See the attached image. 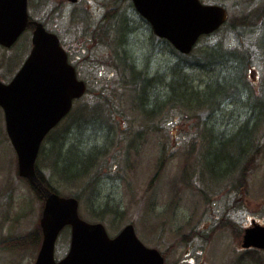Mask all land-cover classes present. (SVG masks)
I'll use <instances>...</instances> for the list:
<instances>
[{"label":"rangeland","instance_id":"obj_1","mask_svg":"<svg viewBox=\"0 0 264 264\" xmlns=\"http://www.w3.org/2000/svg\"><path fill=\"white\" fill-rule=\"evenodd\" d=\"M202 1L210 3V0ZM29 4L33 17L44 19L50 28L61 34L66 45H74L70 48L73 60L82 54H77L80 50L77 47H84L82 49L85 54L80 59V73L83 79L88 80L91 93H95L100 100L104 98L103 94L112 101L123 96V88L120 87L119 92L115 91L117 81L109 79L114 74L111 67L118 64L119 60L114 52L103 44L104 40L111 38V29L105 26L116 12L122 11V18L129 24H134L139 33V58L134 55L138 62H147L152 50L148 29L132 10L130 0H80L77 4L65 0H30ZM225 5L230 18L234 17L236 11L234 12L233 3L227 2ZM99 26L102 34L98 38H101V42L99 43L97 38H92L94 43L87 42L92 30H97ZM218 34L202 40L200 46L215 44L224 37L225 31ZM23 50L25 51L26 47H23ZM158 60L159 66H151L150 76L166 69L169 64H166L169 60L168 51L165 55L163 49ZM78 61L75 60L76 63ZM251 61L254 71L248 74L249 82L257 92L256 95H259L262 88L261 78L264 77V63L259 61L257 56L252 57ZM78 64L80 65L79 62ZM140 66L144 67L143 64ZM115 68L117 70V66ZM189 78L191 84L198 83L194 74ZM167 84L165 76L162 86L163 98L167 94ZM119 103V111H125L126 119H130L128 126L133 130L125 128L137 136L132 137V149L121 152L122 149L112 147L106 157L109 160L107 165H110L115 156L116 160L123 161V167L115 169L117 173L122 172L121 176L116 179H103L101 184H98L102 194L114 193L117 197V204L112 201L110 205L115 209L117 206L121 207L122 218L108 217L109 219L104 221L109 235L114 237L127 224H134L139 238L150 248L161 251L166 264H264V251L246 253V250L242 249L245 228L251 225L253 219L264 224V123L255 130L254 135L259 137V140L251 147L248 155L250 161L245 168L227 179L213 180L214 174L208 169L211 163L201 161L198 164L202 156L197 149L191 151L188 144H179L174 148V137L168 136L164 130L166 124L161 125L160 121L157 124L143 122L144 117L139 116L136 110L130 111L126 99L118 100ZM261 103L264 104V100ZM76 106H80V103ZM106 109V112H109V106ZM206 114L201 112L200 116L206 118ZM217 116L229 118V128L248 120L247 110L242 107L233 111L223 107V111ZM177 118H180L179 129L190 124L184 118ZM250 121L253 127L255 120L252 118ZM65 127L61 128L60 132ZM119 127L124 126L118 124L112 129L115 131ZM59 133L52 140L45 142L43 156L39 159V168L48 178L51 177V172L46 168L49 160L45 157ZM88 134H91L90 139H84L90 142L109 138L106 127L94 132L88 131ZM118 136L115 143L119 139ZM107 165L104 164L102 169L107 168ZM198 166L205 178L200 179L196 175V172H199ZM209 179L218 183L217 186ZM85 183L87 185L89 181ZM78 186L83 187L82 184ZM64 188L65 186L61 187L62 190ZM202 188L204 194H201ZM93 196L92 203H95L93 206L97 209L99 194ZM84 204L81 216L96 221L91 217L89 206L86 202ZM42 209V200L31 185L19 176L17 154L8 138L4 115L0 110V264L35 263L42 239L39 238L34 243L30 237L39 232ZM32 232L34 233L30 236ZM27 237L28 240L22 241ZM13 239L15 240L12 241ZM69 243L70 232L67 229L59 240L57 257H63L67 253Z\"/></svg>","mask_w":264,"mask_h":264},{"label":"trees","instance_id":"obj_2","mask_svg":"<svg viewBox=\"0 0 264 264\" xmlns=\"http://www.w3.org/2000/svg\"><path fill=\"white\" fill-rule=\"evenodd\" d=\"M227 2L233 3V9L236 12L235 16L231 17L229 22L222 28L221 31H225L222 39L217 40L213 45H199L191 55L183 56L169 42L157 40L150 32L148 34L150 36L149 43L152 50L154 49V55L150 57L149 54L147 62L144 63L138 62V59L134 56L137 55L139 58L140 44L137 37L133 35L130 24L125 18H122V11L120 13L116 12L112 16L105 26L111 29L109 32L111 38L104 40L103 44L108 49H111L119 60L118 64L111 67L114 74L112 73L113 75L109 79L117 81L115 91L119 92L120 87H122L125 93H123L122 97L119 99L115 98L113 101L105 98L103 94L104 102V98L100 100L89 89V93L80 103V106L76 107L71 113L66 127L61 132L59 129L52 133L49 140H52L60 132L45 157L49 160V165H46V168L51 172V177H46L40 169L38 173L48 188L63 196L76 197L81 205H85L84 202H86L92 212V217L96 220L104 222L107 216L112 218L120 217L121 207L117 206V209H115L113 205H110L112 201H116L117 204V197L107 192L102 194L100 189L95 188L98 181L116 179L122 174V172L117 173L115 171L117 167L120 168L124 165L123 161L116 160V156L110 162V165H107L109 160L106 157L110 153L111 148L116 147L122 149L121 152H124V150L132 149L134 145L132 140L134 133L128 131L129 129L133 130V128L128 126L130 119H126L125 111H119L120 103L118 104V100L120 99L128 101L130 111L131 109H142L145 105L144 102L148 100L153 99L159 103L160 105L152 112V118L148 120L143 116V122L149 124L156 122L157 124L160 121L161 125L166 124L164 130L167 131L168 136L174 137L176 144L174 148L181 142H184V145L188 144L191 151L195 147L201 146L203 154H206L203 160L211 163L208 166L209 170L210 167L215 169V172L225 169L224 167L229 166L233 161L234 154L241 155L248 150L252 140L248 141L247 133L239 135L238 137L241 139L234 137L230 141L214 140L206 136L208 130L217 131L216 125H220L219 130L228 128L226 121L229 118L223 121L217 116L220 110L223 111V107L230 108L232 111L239 107L247 110L248 120L245 122H249L252 119L256 108L264 109V104L261 103L264 100V77L261 78L262 88L259 95H256L252 90L253 86L250 84L248 77L252 69V57L257 56L259 61L264 63V0H259L258 12H253L254 9L249 6V0H210V3L220 5H224ZM143 23L147 28L149 27L147 22ZM218 33L216 35H219ZM210 37L207 38L210 39ZM98 41L100 43L101 39ZM163 49L165 55L167 51L169 53V60L166 62V64H169L161 73L157 71L153 76H150V79H145L144 76H148L147 71L150 72L151 66H159L158 57ZM219 53L226 57V61L217 56ZM141 64L148 66L147 74L144 73L142 76L136 74V71L134 72ZM212 64L217 66V70L203 73L207 75V79L192 70L190 75L194 74L197 76L198 83L191 84V81L189 83L191 87H189V84L184 85L185 87L181 85L183 69L191 68L190 65H193L194 67H199L201 71H206V67ZM115 66H117V70ZM190 71L187 70L185 72V76L188 78L190 77L188 75ZM127 73H129L128 76L126 75ZM234 74L239 75L246 90L245 93H243L239 85L232 83L231 76ZM165 76L168 80V87L165 90V92L167 91L166 97L163 98L164 89H162L161 84L164 85ZM107 106H109V112H106ZM201 112L207 113L206 118L200 116ZM177 117L188 120L190 124L187 125L188 128L186 130L182 131V129H179L180 118ZM117 122L124 127H119L113 131L112 128L118 125ZM209 122L214 125L209 126ZM158 126L160 127V125ZM101 127L108 129L109 138H100L95 142L84 139H90L91 134L87 135L88 131L101 130ZM116 136L119 139L115 143ZM234 141L245 142L248 147L241 152H233L231 148H234L235 144H232L231 148L229 144ZM164 150L165 147L162 150V156ZM104 164L107 165V168L102 169ZM82 165L85 166L81 167ZM201 178L205 177L201 176ZM86 181H89L87 185ZM209 181L212 182V179H209ZM78 184H82L83 187L80 188ZM213 184L216 185L215 183ZM62 186H65L63 190L61 189ZM32 189L42 200V194L35 188L32 187ZM204 193V188H202L201 194ZM93 194L97 196L99 194V206L97 209L93 206L95 203H92ZM38 234L34 233L31 236L36 239L37 237L39 238Z\"/></svg>","mask_w":264,"mask_h":264},{"label":"water","instance_id":"obj_3","mask_svg":"<svg viewBox=\"0 0 264 264\" xmlns=\"http://www.w3.org/2000/svg\"><path fill=\"white\" fill-rule=\"evenodd\" d=\"M76 2L77 0H69ZM159 38L189 55L202 36L218 31L228 19L220 5L201 0H132ZM29 23L28 0H0V44L10 46ZM33 51L9 85L0 83V107L6 115L7 132L18 154L19 174L41 190L46 205L41 220L43 246L37 264H56L55 244L62 229L72 227L70 253L59 264H164L158 251L146 248L133 225L111 239L102 224H89L79 216V202L51 192L39 179L36 160L47 135L86 93L68 64L67 54L56 35L38 26ZM244 248L264 249V227L247 230Z\"/></svg>","mask_w":264,"mask_h":264},{"label":"bare ground","instance_id":"obj_4","mask_svg":"<svg viewBox=\"0 0 264 264\" xmlns=\"http://www.w3.org/2000/svg\"><path fill=\"white\" fill-rule=\"evenodd\" d=\"M249 1H250L249 6H252V8L254 9L253 12H258L259 11V0H249ZM223 6L226 8V5L225 4ZM132 10L134 11V13L136 15H138V12H137V10H136L135 7H132ZM130 28L133 31V35L135 37H138L139 36V33L136 30V27L134 26V24L133 25L130 24ZM147 32L149 33L148 30H147ZM152 51L150 53V57H152V55H154V49ZM217 56H220L223 61H226V57H224L221 53H219ZM147 67L146 66L141 67L139 65L136 68L137 70H134V72L136 71V74L142 76V75H144V73H146ZM190 67L191 68H186V69H183V71H182V78H183L182 81H184V82L186 81V83L180 81V83H181V85H183V87H185L184 85H188L191 82L190 78H188L187 76H185V72L187 70H191L188 75H190L192 73V70H193V71L197 72L199 75H201V77L206 78V79L208 77H207L206 74H203V73L215 72L217 70V66L215 64H212L211 66H207L206 67V71H201L199 67H194L193 65H190ZM147 73L150 76V72L147 71ZM190 76H192V75H190ZM231 77H232V83L233 84H236V85H239L242 88L243 93H245L246 90H245V88L242 85V82H241V79H240L239 75L234 74ZM144 78L145 79L146 78H149L150 79V77H148V76H144ZM162 86L163 85L161 84V87ZM149 87H151V86H149ZM189 87H191V84H189ZM252 90L255 92V90L253 88H252ZM255 93H257V92H255ZM144 103H145V105L143 106L142 109H138V110L135 109V110L138 112L139 116H141V117L142 116H145L146 119L150 120L152 118L151 116H152L153 110L156 107H158L160 104L157 103L153 99L152 100H148V101H146ZM255 110L256 111H254L253 112V115H252L253 120H255V125L253 127H251V125H250L251 124V121H249V122H241L240 124H238V125H236L234 127L229 128L228 121H226V124L228 125V128L227 129H222V130H217V131H213V130L210 131V130H208L206 132V136L208 138H213L214 140L221 139V141H230L234 137H238L239 135H244L246 133H247V139H248V141L249 140H252V142H251L248 150L245 153L241 154V155L234 154L233 161L231 162V164L229 166H225L224 167L225 169L222 168L223 170H220V171H216L215 172V169H213L212 167H210V170L209 171L214 174V178L215 179H222V180H224V179H227V178L231 177L234 173H237L238 170L244 169L245 166H246V164L250 161V157H248L249 152H250V149H251V147H254L256 145L257 141L259 140V137H257V136L254 135L255 130H257V128L260 127L264 123V109L256 108ZM221 112L222 111L220 110L218 113H221ZM230 114H231V112H230ZM220 119H222L223 121H225V118H220ZM213 125L214 124L212 122H209V126H213ZM187 128H188V126L187 127H183L181 129H182V131H184ZM216 128H218V125H216ZM182 137H183V132H182ZM238 138H240V137H238ZM180 144H184V142H181ZM232 144H235V147L234 148H231L232 147L231 146ZM229 145H230L231 150H233L234 152H241L246 147H248L247 143H245V142H239V141H234V142H232ZM196 149H197L198 152H200V155L202 156V159L198 162V164H199L201 161H204L203 158H204V156L206 154L205 153L203 154V150H202L201 146L200 147H197V148L195 147L194 150H196ZM206 153H207V150H206ZM247 157H248V159H247L246 163L239 169V167L244 163V161L246 160ZM84 166L85 165H82L81 167H84ZM198 169H199V166H198ZM66 173H68V171H66ZM196 175L199 176V177L202 176V172H201L200 169H199V172H196ZM98 184H101V182L98 181L96 183V186H95L96 189H99ZM215 184L217 185L218 183H215ZM112 195H114V193H112ZM107 218H108V216L106 217V219ZM120 218H122V217H120ZM28 239L29 238L27 237V238H25L22 241H25V240H28ZM30 239H31L32 242H34V243L36 242V240L33 237H30ZM14 240L15 239H13L12 241H14Z\"/></svg>","mask_w":264,"mask_h":264},{"label":"flooded vegetation","instance_id":"obj_5","mask_svg":"<svg viewBox=\"0 0 264 264\" xmlns=\"http://www.w3.org/2000/svg\"><path fill=\"white\" fill-rule=\"evenodd\" d=\"M30 22L31 24L28 26L26 31L14 44L9 47L0 45V82H2L3 84H10L13 81V79L21 70L27 58L29 57L33 48V36L35 34V31L37 30L38 24H43L49 32L56 33L59 36L61 45L67 52L70 64L75 66V60H79L78 62L81 63L80 57L76 58L75 60L72 59V52L70 51V48L74 45H66L63 38L61 37V34L58 31H55L53 28H50L49 25H47V23L44 21V19L40 18L39 16H31ZM101 34V30H92L91 36L89 37L87 42L90 41L91 43H94L92 38H97L101 36ZM23 47H26L25 51L23 50ZM77 48H80V46ZM82 48L84 49V47ZM81 51L83 54V50Z\"/></svg>","mask_w":264,"mask_h":264}]
</instances>
